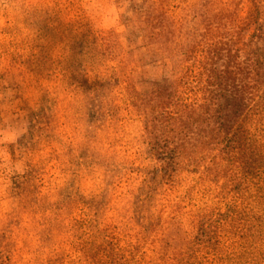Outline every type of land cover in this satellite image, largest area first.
I'll use <instances>...</instances> for the list:
<instances>
[{
  "label": "rangeland",
  "instance_id": "374dc122",
  "mask_svg": "<svg viewBox=\"0 0 264 264\" xmlns=\"http://www.w3.org/2000/svg\"><path fill=\"white\" fill-rule=\"evenodd\" d=\"M219 8L220 0H0V71L9 72L15 63L20 70L15 78L0 74V257L16 249L20 264L38 262L36 250L48 251L38 249L39 243L50 237L52 247L69 236L61 228L69 213L81 218L84 212L104 228L124 226L123 216H132L141 195L143 172L157 169L131 94H143L141 103L165 85L175 88L179 72L190 65L182 54L193 39L204 40L201 15L213 12L207 21L216 30ZM45 9L63 18L60 34L73 30L71 41L85 37L92 44L81 52L67 41L61 53L68 49L75 68L44 84L51 93L47 100L22 67L42 68L45 30L34 23L37 11ZM226 25L232 31L231 23ZM49 30L47 40L57 31ZM46 107L55 120L50 133L43 131ZM201 178L183 171L180 180L185 187L199 183L200 192L215 189L211 179Z\"/></svg>",
  "mask_w": 264,
  "mask_h": 264
},
{
  "label": "trees",
  "instance_id": "16d2710c",
  "mask_svg": "<svg viewBox=\"0 0 264 264\" xmlns=\"http://www.w3.org/2000/svg\"><path fill=\"white\" fill-rule=\"evenodd\" d=\"M218 10L216 30L207 21L213 12L201 15L208 31L182 54L190 65L179 72L183 76L174 80L175 88L165 85L141 103L143 94H131L149 135L147 153L157 165L143 172L132 216H123L124 226L115 222L104 228L84 212L81 218L69 213L61 227L69 236L52 247L47 237L38 249L48 251L36 250L38 262L27 264H264V0H220ZM49 12L35 15L34 24L45 30L42 68L22 66L28 80L46 92L45 100L51 93L44 84L75 68L68 49L61 53L75 32L60 34L63 18ZM226 21L233 26L230 32ZM49 29L57 31L45 44ZM72 44L81 52L92 45L85 37ZM18 71L15 63L0 74L15 78ZM46 108L43 131L50 133L55 120ZM87 157L81 155L85 165ZM183 171L211 179L215 189L197 191L199 183L185 187ZM18 253L1 255L0 264H20Z\"/></svg>",
  "mask_w": 264,
  "mask_h": 264
}]
</instances>
